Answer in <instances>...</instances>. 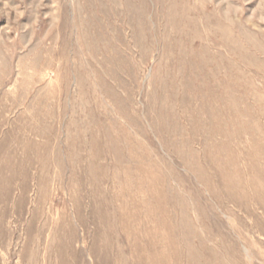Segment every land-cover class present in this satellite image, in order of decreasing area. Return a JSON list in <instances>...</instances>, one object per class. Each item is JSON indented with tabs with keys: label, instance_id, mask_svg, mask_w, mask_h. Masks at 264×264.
Masks as SVG:
<instances>
[{
	"label": "rangeland",
	"instance_id": "obj_1",
	"mask_svg": "<svg viewBox=\"0 0 264 264\" xmlns=\"http://www.w3.org/2000/svg\"><path fill=\"white\" fill-rule=\"evenodd\" d=\"M0 264H264V0H0Z\"/></svg>",
	"mask_w": 264,
	"mask_h": 264
}]
</instances>
